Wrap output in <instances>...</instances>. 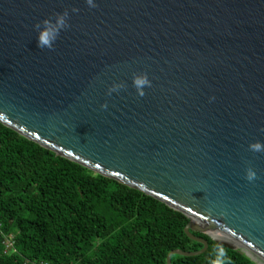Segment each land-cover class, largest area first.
<instances>
[{
  "label": "water",
  "instance_id": "1",
  "mask_svg": "<svg viewBox=\"0 0 264 264\" xmlns=\"http://www.w3.org/2000/svg\"><path fill=\"white\" fill-rule=\"evenodd\" d=\"M94 3L0 0V122L187 216L203 247L166 264L206 249L189 230L264 264V153L249 150L264 143V0ZM65 10L54 49L37 47L34 26Z\"/></svg>",
  "mask_w": 264,
  "mask_h": 264
},
{
  "label": "trees",
  "instance_id": "2",
  "mask_svg": "<svg viewBox=\"0 0 264 264\" xmlns=\"http://www.w3.org/2000/svg\"><path fill=\"white\" fill-rule=\"evenodd\" d=\"M189 219L156 198L55 154L0 122V264H166L197 251ZM170 264H209L215 241ZM11 242V246H6ZM231 264H257L225 247Z\"/></svg>",
  "mask_w": 264,
  "mask_h": 264
},
{
  "label": "clouds",
  "instance_id": "3",
  "mask_svg": "<svg viewBox=\"0 0 264 264\" xmlns=\"http://www.w3.org/2000/svg\"><path fill=\"white\" fill-rule=\"evenodd\" d=\"M86 3L90 7H97L94 3V0H86ZM73 12H78L79 9L73 8ZM55 20L51 18L44 19L41 22H38L34 27L37 30V47L43 49L47 48L49 50L54 49V43L59 38L60 32L64 29L70 27L68 24L69 12L65 10L62 14L61 13H54ZM133 84L137 89V92L140 96H144L145 93L143 91V86H151V83L146 74H143L139 77L133 78ZM122 86L115 85L109 89V93L112 91H116L118 88ZM102 108H106L107 105H102ZM249 150L256 153H264V143L260 141H255L249 144ZM245 178L248 181H254L257 179L256 171L249 166L246 169V176ZM214 258L210 260L209 264H231L230 260L228 259V252L222 244H217L214 250Z\"/></svg>",
  "mask_w": 264,
  "mask_h": 264
},
{
  "label": "bare ground",
  "instance_id": "4",
  "mask_svg": "<svg viewBox=\"0 0 264 264\" xmlns=\"http://www.w3.org/2000/svg\"><path fill=\"white\" fill-rule=\"evenodd\" d=\"M212 235H213V237L214 238H216V239H218V240H222V241H227V242H232V241H230L229 239H227L226 237H224L223 235H220V233H212ZM232 244H235V243H233L232 242ZM245 251V250H244ZM246 252V251H245ZM248 253V252H247ZM249 254V253H248ZM250 255V254H249ZM252 256V255H251ZM253 257V256H252ZM253 258H255V257H253Z\"/></svg>",
  "mask_w": 264,
  "mask_h": 264
},
{
  "label": "built area",
  "instance_id": "5",
  "mask_svg": "<svg viewBox=\"0 0 264 264\" xmlns=\"http://www.w3.org/2000/svg\"><path fill=\"white\" fill-rule=\"evenodd\" d=\"M6 246H11V242H8ZM41 264H49L48 262H43Z\"/></svg>",
  "mask_w": 264,
  "mask_h": 264
},
{
  "label": "rangeland",
  "instance_id": "6",
  "mask_svg": "<svg viewBox=\"0 0 264 264\" xmlns=\"http://www.w3.org/2000/svg\"><path fill=\"white\" fill-rule=\"evenodd\" d=\"M242 249V248H241ZM244 250V249H243ZM251 256V255H250ZM252 257V256H251ZM253 258V257H252ZM255 261L259 262V260H257L256 258H253Z\"/></svg>",
  "mask_w": 264,
  "mask_h": 264
}]
</instances>
